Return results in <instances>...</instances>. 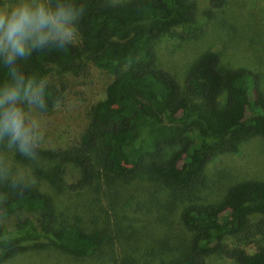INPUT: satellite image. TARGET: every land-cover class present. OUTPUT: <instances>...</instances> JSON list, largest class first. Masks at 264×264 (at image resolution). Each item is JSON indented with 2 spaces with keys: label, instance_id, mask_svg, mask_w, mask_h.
I'll return each mask as SVG.
<instances>
[{
  "label": "trees",
  "instance_id": "16d2710c",
  "mask_svg": "<svg viewBox=\"0 0 264 264\" xmlns=\"http://www.w3.org/2000/svg\"><path fill=\"white\" fill-rule=\"evenodd\" d=\"M47 2L72 9L78 42L56 47L48 40L11 64L0 52V98L18 88L17 99L27 97L47 113L63 90L46 82L51 69L74 73L86 62L112 79L72 145L44 149L30 140L24 150L29 163L18 150L21 141L0 129V147L16 149L14 158L30 164L31 176L54 193L116 188L142 177L187 197L179 211L189 234L187 246L159 264H204L211 256L235 264H264V182H238L214 204H197L189 196L204 185V170L215 156L236 153L248 140L264 138L259 74L223 68L217 54L205 52L179 86L157 66L154 41L192 21V0ZM225 2L208 0L209 11ZM29 82L32 88L26 91ZM13 106L18 108L6 101L0 107V121L5 108ZM67 167L77 172L68 185L62 179ZM110 241L105 231L86 230L80 219L61 216L53 197L39 186L0 177V264L48 247L73 258L93 257ZM254 244L251 252L243 247Z\"/></svg>",
  "mask_w": 264,
  "mask_h": 264
},
{
  "label": "rangeland",
  "instance_id": "374dc122",
  "mask_svg": "<svg viewBox=\"0 0 264 264\" xmlns=\"http://www.w3.org/2000/svg\"><path fill=\"white\" fill-rule=\"evenodd\" d=\"M126 1L109 0L112 4ZM192 1L196 6L192 21L154 41L157 66L180 86L184 74L200 54L215 53L223 68H242L259 74L264 93V0H226L220 9L211 12L208 0ZM3 3L4 0H0V5ZM48 6L56 9L49 3ZM70 42H78L77 33ZM111 79L86 62L74 73L51 69L46 82L63 90L60 100L49 112H39L27 97L15 101L30 140L44 149L64 148L75 143L87 123L91 107L103 98ZM15 150L0 147V177L21 179L39 186L53 197L61 216L80 219L86 230L105 231L111 241L93 257L73 258L48 247L26 251L2 264H159L176 258L185 250L189 234L179 219V211L189 202L187 197L142 177L116 188L103 186L98 191L65 188L54 193L31 176L30 164L14 158ZM18 150L29 161L27 153L21 148ZM75 177L77 172L67 167L63 183L71 184ZM204 177V185L189 194L191 201L197 204L221 201L226 190L241 181L264 182V138L248 140L236 153L215 156L206 165ZM243 247L251 252L255 244ZM204 264L235 263L211 256Z\"/></svg>",
  "mask_w": 264,
  "mask_h": 264
},
{
  "label": "clouds",
  "instance_id": "9594fccd",
  "mask_svg": "<svg viewBox=\"0 0 264 264\" xmlns=\"http://www.w3.org/2000/svg\"><path fill=\"white\" fill-rule=\"evenodd\" d=\"M84 11L83 8L80 9ZM71 8L59 5L55 10L48 6L47 0H4L0 5V52L7 54V63L17 57L30 54L33 49L52 40L56 47H64L76 37V27ZM23 78L17 82L21 83ZM29 82L26 91L31 90ZM19 96L18 88H13L0 98V107L6 101L15 102ZM0 129L9 131L12 139L21 141V150L30 143L28 130L24 126L21 111L16 107H7L0 121Z\"/></svg>",
  "mask_w": 264,
  "mask_h": 264
}]
</instances>
